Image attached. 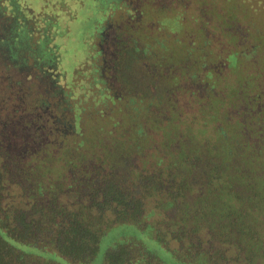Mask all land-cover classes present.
Masks as SVG:
<instances>
[{
  "label": "trees",
  "instance_id": "obj_1",
  "mask_svg": "<svg viewBox=\"0 0 264 264\" xmlns=\"http://www.w3.org/2000/svg\"><path fill=\"white\" fill-rule=\"evenodd\" d=\"M205 1L213 8L215 0ZM217 1L225 12L219 15L225 35L241 40L243 49L250 45L252 59L237 45L226 57L213 53L203 21L200 44L187 39L177 51L155 41L156 60L141 76L135 73L147 89H137L123 71L139 64L144 51L133 36L117 35L112 76L128 87L122 95L113 83L105 91L99 83L92 89L93 83L79 76L82 70L62 84V57L56 56L58 69L36 64L27 45L21 51L0 38V264H90L102 238L121 225L138 231L106 244L102 264H169L165 257L176 264H220L223 253L201 248L197 233L204 229L212 248L224 222L234 225L223 237L237 243L240 259L256 257L264 264V0ZM97 3L85 0L82 6L93 15L73 13L71 25L82 17L96 29ZM71 25L52 21V30L39 28L41 37L29 45L59 53L56 37L70 43L69 36H77L74 44L83 53L90 29L78 33ZM175 25L181 28L179 20ZM195 52L199 55L189 58ZM32 62L42 80L28 72ZM177 68L197 86L185 91L189 110L177 109L172 97ZM14 70L24 74L10 89L2 82L11 84ZM152 130L169 154L153 145ZM138 155L154 161L148 164ZM157 212L159 219L151 222ZM175 223L178 228L169 233L179 248L171 250L161 232ZM194 235L199 237L192 241Z\"/></svg>",
  "mask_w": 264,
  "mask_h": 264
},
{
  "label": "rangeland",
  "instance_id": "obj_2",
  "mask_svg": "<svg viewBox=\"0 0 264 264\" xmlns=\"http://www.w3.org/2000/svg\"><path fill=\"white\" fill-rule=\"evenodd\" d=\"M84 1L85 0H0V38H4L10 43H13L14 47L17 45V48L21 51L25 50V46L27 45L26 49H29V51L31 50L30 52L33 53L31 55L34 56L36 64L40 60L44 62V64L55 66V68L58 69L56 56L60 59L62 57L59 65V69L64 71L63 74L65 76L64 81L60 80L62 84L69 82L70 80L74 81V73L78 70H82L79 76L85 81H91V83H93L92 89L96 88L94 85L95 83H99L100 85H104L103 91H105L106 86L111 87L113 83L120 91V95H122V93H126L128 87H122V83L124 81L120 82L117 77L115 79L112 76H116L117 73V68H113L112 66V60L116 57L115 43L117 41V35L121 36L122 39L124 38L128 40L133 36L139 43L138 45L142 46V50L144 51V55L139 56L138 58V60L140 59L139 64L136 65L135 62V66L132 68L133 70L131 68H127L123 71L128 75L131 74V76H129L131 78L129 84H131L132 87L137 86V89L141 86L143 87L144 84L140 83L143 79L141 77H137L135 73H138L139 76H141L140 73L145 70L147 71L150 68L149 65H152L154 60H156L154 57L156 55L155 53L157 51L156 49L158 44L155 43V41L159 40L166 46V48L169 49L174 47L176 50L178 48L182 50L184 44L187 42V39H190L191 42L194 41L195 44H200L198 23L203 21L207 23L204 28L206 31L205 37L208 41H210L209 44L213 53H220L226 57L235 51L237 45V49H240L241 55L245 56L247 60L252 59L253 57L250 45L248 48L243 49V46H241V40L238 41V43L237 40L233 42V36L230 37L225 35L226 33L223 31V26H221V21L219 20V15L224 17L225 12L222 9V3L217 0L212 3L213 8L211 9L207 7L208 2H201V0H98L99 3H97L98 6H96L99 10V15L94 20L98 26H95L96 29L88 28L90 24L87 20L84 21L82 17L81 19L84 22L77 21L76 23L73 22L71 25L70 18L71 16H74L73 13L80 16L83 12L84 17L86 18L93 15V11L90 7H85V5L82 6ZM165 6L169 8L167 9ZM159 7L162 8L161 10L164 11V13L157 15L158 12H156V10ZM210 11H214L216 15L214 14V16H211L212 13ZM45 18L58 22L59 26L64 24L65 26L71 25L73 30L78 28V33L80 30L82 31L85 28L90 29L86 32L87 47L85 51L81 53L78 49L79 45L76 46L74 44L77 36H69L71 40L70 43H68L67 38L62 41L56 37L55 41L59 44V46L57 45V49L62 50V52L59 53L54 52L53 48L50 49L48 45H45L44 50L46 52V50L49 49L51 52L49 55L44 53L43 48L38 45L31 48V45L29 44L34 43L41 37L39 35V28L40 31H42L44 25H46L47 28L50 27L49 32L52 30V21L46 20ZM198 19H202V21H199ZM176 20H179L181 25L180 29H176ZM147 40H150L151 42H148ZM244 41L249 44L247 39H244ZM176 42H179V44L177 43L176 45ZM18 49L14 48L13 51ZM162 52L163 54L168 53L167 51ZM19 55H21L20 52ZM138 55L140 54L138 53ZM198 55L199 54L197 52L194 54L191 53V57L189 58H195V56ZM180 62L181 61L178 63L184 64L183 62ZM27 68H29L28 72L31 73V76L36 78V72L38 73V69H36L35 63H29ZM216 69L219 71V66H216ZM172 72V75H174L178 80V87L175 88L177 90H175L172 96L174 103L179 110H183L184 108L189 110V108H187L189 106L187 103L188 99H185L187 98L185 97V91L188 93L187 89H196L197 86L195 87L194 84H189L190 81H188V75L185 76V73H182L181 69L177 68ZM223 73H227L226 68L223 69ZM248 73H250V70ZM22 74L24 73L20 71H11V84H9L7 80H3L5 82H2V84L6 87L10 86V89H13ZM200 75L203 77L202 71L200 72ZM168 76L169 74L167 73H165V76H161V85L165 88L169 87V80L167 79ZM234 76H236L235 73H231L229 76V80L232 83L236 80ZM39 79L42 80L40 75ZM146 79L148 80V77H146ZM73 84H75V82ZM149 88L151 91H154L153 85L149 84ZM143 89L147 88L143 87ZM137 94L138 93L135 92V95ZM90 99L91 96L89 97V100ZM108 102L109 101H107V103ZM8 104L12 106L10 101H8ZM190 105V111L193 110L194 112L196 110L192 109L194 104L190 103ZM234 112L235 111H232V113ZM211 130L212 128H210V131ZM152 133L153 145L158 147L161 143V138L158 136L159 132L152 130ZM145 151L146 153L150 152L149 154H151L150 148H147ZM159 151H161L162 154H169L167 147H161ZM166 156L167 157L165 158L169 159V155ZM143 157L145 160L147 159L146 162L148 164L154 161L152 157L147 158V156H139V160H143ZM157 215H159V212L152 215L150 217V221L155 222V219H159V216ZM224 225L225 226L222 225L219 229V234L215 235L214 246L212 248L209 246L211 241L206 239L204 229H201L197 233L202 236L200 244L201 248L208 249L210 252H215L214 254L217 255L222 252L223 256L222 260H220V264H260V260L256 257H254L250 262L240 259V255L237 251L239 250V246L236 245L237 243L235 241L230 243L231 239L227 240L223 237L226 231H229V233L234 232V225H230L228 223L226 224V222H224ZM177 228L178 226L175 223L172 227L166 228L167 232L163 231L164 234L161 232L162 230L160 231L161 235L164 236L166 240V247L168 249L172 250L179 248L177 244L178 242H176L169 233L172 229L176 230ZM137 231V228L129 225H121L111 229L102 238L100 251L90 264H102L103 252L107 245H109L112 241H115L117 238L119 240L129 238L134 234V232L137 233ZM195 236L199 237L198 235H194L192 237V241L195 240ZM261 248L264 249V244ZM180 249L183 251L185 246ZM134 255L136 257L138 256L137 254ZM161 255H164V251H162ZM165 258L168 259L169 264H176L172 257Z\"/></svg>",
  "mask_w": 264,
  "mask_h": 264
},
{
  "label": "flooded vegetation",
  "instance_id": "obj_3",
  "mask_svg": "<svg viewBox=\"0 0 264 264\" xmlns=\"http://www.w3.org/2000/svg\"><path fill=\"white\" fill-rule=\"evenodd\" d=\"M113 66V65H112ZM113 68H114V66H113Z\"/></svg>",
  "mask_w": 264,
  "mask_h": 264
}]
</instances>
